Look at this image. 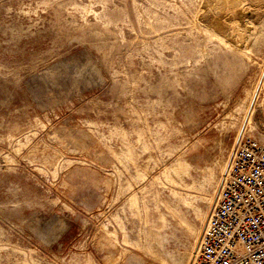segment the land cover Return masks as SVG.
<instances>
[{
  "label": "rangeland",
  "instance_id": "rangeland-1",
  "mask_svg": "<svg viewBox=\"0 0 264 264\" xmlns=\"http://www.w3.org/2000/svg\"><path fill=\"white\" fill-rule=\"evenodd\" d=\"M263 84L264 0H0V264H193Z\"/></svg>",
  "mask_w": 264,
  "mask_h": 264
},
{
  "label": "built area",
  "instance_id": "built-area-1",
  "mask_svg": "<svg viewBox=\"0 0 264 264\" xmlns=\"http://www.w3.org/2000/svg\"><path fill=\"white\" fill-rule=\"evenodd\" d=\"M193 264H264V143L261 141L250 136L241 138Z\"/></svg>",
  "mask_w": 264,
  "mask_h": 264
}]
</instances>
